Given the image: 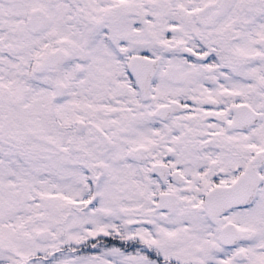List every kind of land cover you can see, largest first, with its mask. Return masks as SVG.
Here are the masks:
<instances>
[{
	"label": "snow or ice",
	"instance_id": "1",
	"mask_svg": "<svg viewBox=\"0 0 264 264\" xmlns=\"http://www.w3.org/2000/svg\"><path fill=\"white\" fill-rule=\"evenodd\" d=\"M0 264H264V0H0Z\"/></svg>",
	"mask_w": 264,
	"mask_h": 264
}]
</instances>
